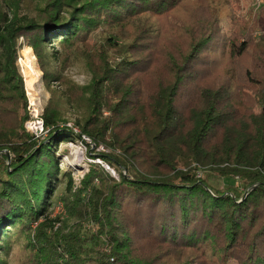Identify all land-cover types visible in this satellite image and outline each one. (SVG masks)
Segmentation results:
<instances>
[{"label": "trees", "instance_id": "trees-1", "mask_svg": "<svg viewBox=\"0 0 264 264\" xmlns=\"http://www.w3.org/2000/svg\"><path fill=\"white\" fill-rule=\"evenodd\" d=\"M183 1L0 0V249L22 228L24 264H264V35L255 44L224 38L209 49L224 67L223 77L211 82L205 78L211 71L202 75L191 67L218 29L211 16L180 61L171 58L169 77L145 96L138 75L149 70L159 36L145 15H162ZM95 30L99 42L88 43ZM20 36L51 93L42 137L23 127ZM249 49L255 61L239 70L235 62ZM111 55L118 59L110 61ZM75 63L90 73L87 84L63 74ZM53 81L62 90L51 88ZM63 105L82 109L81 132L116 148L119 154L102 157L127 174L116 180L97 165L74 191L68 174L63 200L74 232L65 233L63 224L46 235L53 225L45 221L34 237L26 223L42 215L58 174L52 148L79 137L60 126ZM103 108L114 114L102 116ZM223 179L242 187L220 188ZM83 220L98 233L82 238Z\"/></svg>", "mask_w": 264, "mask_h": 264}, {"label": "rangeland", "instance_id": "rangeland-1", "mask_svg": "<svg viewBox=\"0 0 264 264\" xmlns=\"http://www.w3.org/2000/svg\"><path fill=\"white\" fill-rule=\"evenodd\" d=\"M217 17V28L215 33L212 34L208 40V44L205 49H202L197 53V57L194 58L191 67L195 68L197 72L207 74L205 78L211 77V82L221 79L224 67L220 65L222 58L220 56L217 60V55L209 51V49H217L221 47V42L224 38L230 40L235 38L237 42L245 39H252L255 43L259 42L260 36L264 35V0H184L177 7L171 11L162 15L146 14L145 21L150 23V27L157 28L158 36L156 41V47L151 50L153 53V59L150 63L149 70L141 72L138 75L139 84L142 88V92L145 96L151 93L157 88V81L160 78H168V68L172 64L171 58L176 59L178 62L181 54L187 51L190 38L194 34H198L203 31L207 26V20L211 16ZM144 32H146L144 30ZM100 30H95L88 38V43L96 44L99 42ZM196 34V35H197ZM223 37V38H222ZM19 46L17 50L16 65L19 74L22 78L24 95L26 98V111L27 118L23 121V127L25 129L26 122L40 121L42 124V117L44 109L48 104L51 93L46 88L43 80V72L39 67L38 60L34 54L32 48L27 45L24 36L18 38ZM130 39L127 40L129 42ZM122 44L124 41L119 40ZM54 48L58 49V43H54ZM51 50V48H49ZM174 57H172V55ZM114 55L110 56V61L114 59ZM254 50L249 51L242 56L238 57L235 62V66L242 70L248 66L251 61H255ZM118 59V57H115ZM50 64H55L53 59ZM29 71L33 77L37 80L33 86L37 92H31L26 85L25 74ZM213 72V73H212ZM25 73V74H24ZM68 79H71L78 85L87 84L91 75L87 72L86 67L82 64H71L63 72ZM51 88L62 90V85L57 82H51ZM140 93V89L137 88ZM53 104V103H52ZM59 106V104L57 105ZM62 109L61 116L64 119L60 126L73 130H77L74 133L79 134V137H74L71 141L64 140L59 141L52 148L53 154L57 161L58 174L54 182V186L51 194L45 201V208L42 215L36 220H28L26 225L29 229L30 236H34L37 233L38 224L41 222H47V226L53 228L46 229V235L59 230V228L65 224L66 228H63L65 233L74 232L75 220L70 215L69 209L65 206L63 195L66 193V182L68 180V174L72 179V191L79 189L81 180L84 176L90 172V170L99 165L104 171L112 178L119 180V173L127 174L126 170L118 167L110 166L106 160L103 159L102 154L112 155L119 154L116 148L106 146L105 143H96L86 133H82L80 126L77 124V119L81 120L82 109L78 106H65ZM22 112V111H21ZM114 113L109 110L102 109V116L110 117ZM37 134L39 137L44 135V131ZM34 128V130H36ZM26 130V129H25ZM27 131V130H26ZM111 141V140H110ZM198 171L196 172V178L201 179L203 177V170L198 165ZM98 184V181H94ZM230 184H234L242 187L239 180L234 179L229 181L227 179L221 180L217 185L220 188H224ZM79 235L82 238L91 236V233L97 232V225L92 222L83 220L79 225ZM12 229L9 230L8 234ZM35 237V236H34ZM99 242L101 248L105 252H109L110 246L107 242L106 235L100 234ZM7 241V240H6ZM3 241L4 249H0V261L3 264H24L22 261L23 255L27 253L24 248L26 242L25 232L22 228L13 230L8 242ZM25 245V247H27ZM33 246V245H32ZM84 246L90 247L91 243L86 242ZM144 252L149 249V244H143ZM59 249V248H58ZM30 261V260H29Z\"/></svg>", "mask_w": 264, "mask_h": 264}, {"label": "bare ground", "instance_id": "bare-ground-1", "mask_svg": "<svg viewBox=\"0 0 264 264\" xmlns=\"http://www.w3.org/2000/svg\"><path fill=\"white\" fill-rule=\"evenodd\" d=\"M25 74V73H24ZM25 81H26V85L28 86V88L31 90V92H37L35 89H34V85H35V83L37 82V80L35 79V77H33L32 75H31V73L29 72V71H27L26 72V74H25ZM39 122L40 121H33V125L36 127V128H38L39 127Z\"/></svg>", "mask_w": 264, "mask_h": 264}, {"label": "built area", "instance_id": "built-area-1", "mask_svg": "<svg viewBox=\"0 0 264 264\" xmlns=\"http://www.w3.org/2000/svg\"><path fill=\"white\" fill-rule=\"evenodd\" d=\"M34 128L36 129V127L33 124L31 125V122H29V121L26 122L25 129L28 132H30V133H33V134L38 135L37 134V129L34 130ZM73 130L76 131L77 129L76 128H73ZM42 131H43V125L40 124V126H39V132H42Z\"/></svg>", "mask_w": 264, "mask_h": 264}]
</instances>
